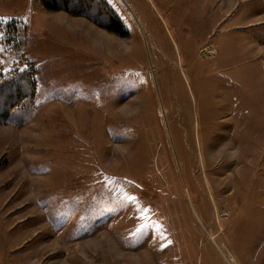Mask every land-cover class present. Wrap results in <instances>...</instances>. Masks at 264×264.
Instances as JSON below:
<instances>
[{
	"label": "rangeland",
	"instance_id": "1",
	"mask_svg": "<svg viewBox=\"0 0 264 264\" xmlns=\"http://www.w3.org/2000/svg\"><path fill=\"white\" fill-rule=\"evenodd\" d=\"M99 1L0 0V264H264V0Z\"/></svg>",
	"mask_w": 264,
	"mask_h": 264
},
{
	"label": "trees",
	"instance_id": "2",
	"mask_svg": "<svg viewBox=\"0 0 264 264\" xmlns=\"http://www.w3.org/2000/svg\"><path fill=\"white\" fill-rule=\"evenodd\" d=\"M41 1L45 9H47L48 11L65 10L75 16H81L83 13L85 14L87 10H92L93 8H91L92 7L91 5V7H86V8L80 7L79 9V7L74 6L75 3H72V2H77V3L80 2L81 5H86V3H91V2L94 4L95 3L99 4L98 2H100L99 0H41ZM72 7H76V8L73 9ZM103 17H106V21L100 22V24H103L101 25L103 28L121 37L128 36V32L122 27L121 21L118 20L114 14H111L109 10H106L105 16L103 14ZM105 22L107 24H104ZM24 72L25 70H23V72L16 74L15 75L17 76L16 79L21 78L19 75ZM22 77H23V81L19 82V84L10 83L12 81H8V82H5V84L0 86V97L3 98V100L0 101L1 102L0 103V117H4V115L7 114L6 117L4 118L9 120V116H8L9 113L7 112L8 111L10 112V110L12 109L16 113V108H14L15 102H17L16 100L21 99L23 95L25 94V91H29V88H30L29 86L32 85V78L30 76L26 77V75ZM18 95H20V97ZM6 106H8V108ZM1 109H6V110L1 111Z\"/></svg>",
	"mask_w": 264,
	"mask_h": 264
},
{
	"label": "snow or ice",
	"instance_id": "3",
	"mask_svg": "<svg viewBox=\"0 0 264 264\" xmlns=\"http://www.w3.org/2000/svg\"><path fill=\"white\" fill-rule=\"evenodd\" d=\"M130 199L135 200V197H132V198H130Z\"/></svg>",
	"mask_w": 264,
	"mask_h": 264
}]
</instances>
